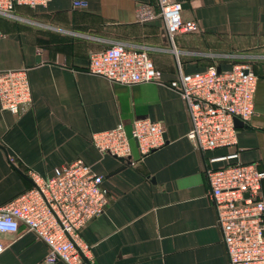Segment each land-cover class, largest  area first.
<instances>
[{"label":"crops","instance_id":"crops-1","mask_svg":"<svg viewBox=\"0 0 264 264\" xmlns=\"http://www.w3.org/2000/svg\"><path fill=\"white\" fill-rule=\"evenodd\" d=\"M83 1V9L50 0L0 16V71L25 69L30 89L16 116L0 109V204L30 187L29 171L45 179L79 160L103 177L108 196L104 212L80 230L90 264H227L203 172L235 162L264 168V0H176L198 30L176 35L174 50L155 0ZM113 45L145 50L164 83L175 77L176 59L184 74L248 64L256 76L253 112L236 127V144L196 151L174 91L88 73L89 56ZM138 119L163 127L160 148L140 157L129 140L120 162L92 145L93 134L119 124L127 131ZM232 153L236 160L225 159ZM0 243V264H37L47 251L22 228L0 234Z\"/></svg>","mask_w":264,"mask_h":264},{"label":"built area","instance_id":"built-area-1","mask_svg":"<svg viewBox=\"0 0 264 264\" xmlns=\"http://www.w3.org/2000/svg\"><path fill=\"white\" fill-rule=\"evenodd\" d=\"M50 0H0V16L15 18V7H45ZM165 37L173 49L178 34L198 30L193 20H183L176 0H155ZM83 9V0H71ZM88 73L110 84L132 86L155 83L174 91L189 121L186 139L199 152L236 144L235 122L246 125L253 112L256 76L248 64H233L226 71L209 66L184 74L176 59L175 77L164 83L142 49L113 45L88 58ZM30 102L25 69L0 71V109L16 116ZM163 127L148 119L134 120L126 131L122 125L91 136L100 152L116 158L130 154L129 140L140 157L160 148ZM232 153L225 159L236 160ZM218 159H211L215 162ZM220 242L227 264H264V168L238 162L203 172ZM30 187L0 204V234L16 235L22 228L41 240L47 251L37 264H90L89 247L80 230L104 212L108 203L103 177L77 160L56 167L50 177L29 171ZM3 246L0 243V253Z\"/></svg>","mask_w":264,"mask_h":264},{"label":"water","instance_id":"water-1","mask_svg":"<svg viewBox=\"0 0 264 264\" xmlns=\"http://www.w3.org/2000/svg\"><path fill=\"white\" fill-rule=\"evenodd\" d=\"M217 71H219V70L217 69ZM239 126H241V124H240L239 122H235V127H239ZM3 150L5 151V153H6L8 156H12V153H11L8 149H3ZM115 158H116V157H115ZM116 159H118L120 162L123 161L122 158H116Z\"/></svg>","mask_w":264,"mask_h":264}]
</instances>
